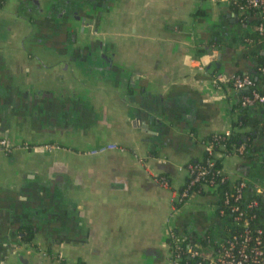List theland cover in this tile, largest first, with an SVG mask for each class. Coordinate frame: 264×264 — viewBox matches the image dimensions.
<instances>
[{
    "label": "crops",
    "instance_id": "0c3cea01",
    "mask_svg": "<svg viewBox=\"0 0 264 264\" xmlns=\"http://www.w3.org/2000/svg\"><path fill=\"white\" fill-rule=\"evenodd\" d=\"M233 13L230 0H4L0 264H168V226L195 244L219 232L207 186L171 202L206 137L235 128L234 95L209 76L239 69L240 52L207 58ZM244 116L250 133L264 110ZM226 159L229 179L245 175Z\"/></svg>",
    "mask_w": 264,
    "mask_h": 264
},
{
    "label": "built area",
    "instance_id": "2783aa9c",
    "mask_svg": "<svg viewBox=\"0 0 264 264\" xmlns=\"http://www.w3.org/2000/svg\"><path fill=\"white\" fill-rule=\"evenodd\" d=\"M231 3L234 5L237 22L243 25L253 23L255 33L264 39V0H231ZM241 27L246 29L247 26L241 25ZM243 43L244 49L255 51L253 58L248 61L252 64L250 68L253 69L258 81L255 82L245 72L224 71H213L209 79L212 85L228 91L229 94L232 93L234 102L240 108L264 109V57L258 58L256 55V53L264 55V48L258 47V43L247 36L243 37ZM217 54V50L212 47L207 54L208 60L210 62L215 60ZM197 69L204 72L201 65H198ZM242 125L244 124L241 121H237L233 130L213 133V140L207 141L204 148L210 156L207 160V171L214 160L217 159L219 165L210 171L207 182L200 183V189L207 186L212 192L214 213L218 218L223 219L222 234L214 237L212 241L207 240L206 245H199L190 242L175 231L173 226H168L165 231L168 264H264V187L257 185L243 174L235 179H229L222 165L223 160L228 157L244 156L245 142L230 147L219 142L223 138L227 139L232 132L241 133L244 137L245 133L239 131ZM257 129L250 132L251 138L246 137L250 144L260 143V139L264 138V117ZM0 148L6 152L10 150L7 141L3 138H0ZM115 148V145H104L90 150L89 153L98 154ZM258 153L250 156L263 173V177L256 179H261L264 183V147ZM243 168L248 172L249 168ZM184 170L188 181L183 189L176 191L171 202L173 209H178L193 195H198L194 193L187 197V189L206 172V168H196L188 162ZM156 180L162 186L167 185L163 177H157ZM225 181L230 184V190L223 191L218 197V182Z\"/></svg>",
    "mask_w": 264,
    "mask_h": 264
},
{
    "label": "trees",
    "instance_id": "16d2710c",
    "mask_svg": "<svg viewBox=\"0 0 264 264\" xmlns=\"http://www.w3.org/2000/svg\"><path fill=\"white\" fill-rule=\"evenodd\" d=\"M3 2H4V0H0V6H2ZM230 6H231V8L234 11L235 10L234 9V5L231 3V0H230ZM237 26L239 28H237ZM242 29L243 28L241 27V25L237 22L236 28H235L236 32L233 31V33H231L230 35L228 34L229 38H228L227 41H224V42L221 41L217 45L215 43H213L211 46L215 47L219 51V53L221 54L222 58H225V57L226 58H233V55H234L233 54V49H234V51L236 49V48H233V46H236L234 42H236L237 36L239 35V32ZM243 37H245V36H243ZM243 37H242V41H243ZM247 37H249V36L247 35ZM243 45L240 47L241 49L238 48V50L240 52L239 53L240 54V59H241L239 64H238L239 69L231 70V71H229V73H242V72H245V73H248L251 76V78L254 79V81L256 82V81H258V78H256L255 73L252 72L253 69H251L248 66V64H247L248 60H251L253 58V55L255 54L254 53L255 51L244 49ZM256 55H257L258 58L259 57L260 58L264 57V55H260L259 53H256ZM236 65H237V63L234 65V67H236ZM214 71H220V70L219 69H214ZM234 107H237L239 114H238V118L235 120V122L233 124L235 125L237 121H241L244 124V122H245L244 112H245L246 108H240L236 103L234 104ZM257 132H258V129H257ZM246 137L251 138L250 133H245L244 137H243V136H241V133L232 132L231 135L227 139L223 138V139L219 140V142L225 143L227 147H230L231 145H237L239 142H245L246 143L245 153L247 152L248 149L251 152V155L260 152L261 151V147L257 146L259 143L250 144L249 140H246ZM213 138H214V134L213 133L208 135L206 137V139H205V143H207V141H212ZM209 157L210 156L207 154V151L204 150L200 159H191L188 162L189 164H191L192 166H194L196 168H198V167L206 168V172L203 174V176H201L199 178V180L196 183H194L193 185H191L187 189V193H188L187 197L188 196H192L194 193L201 194L202 190L200 189V183L207 182V177H210V171L213 170L214 168L218 167V165H219L218 162L219 161L216 159V160H214L212 162L211 167L208 168V171H207V160H208ZM244 172H246V170H244ZM247 173H250V169L248 170ZM158 177H163V176L161 175V176H158ZM254 177L257 178L258 176H254ZM187 181H188V177H185L182 186L177 191H180L181 189H183L185 187V185L187 184ZM225 190H230V184L228 182H226V181L225 182H218V185H217L218 197L221 196V193L223 191H225ZM184 200L185 199H183V201ZM218 219L221 220L220 218H218ZM222 225H223V223H222ZM222 225H220L221 229L216 234H215V232L217 230H216L215 227L207 230V232L204 233L202 239H200L199 245H206L207 240L212 241V239L214 237H219L222 234ZM21 230L22 231H21L20 241L22 243H24V244H28V245L32 244V240H33V237H34V234H35V229L32 228V227L26 226V227H23ZM174 230L176 231V229H174ZM58 264H63V261L59 260Z\"/></svg>",
    "mask_w": 264,
    "mask_h": 264
},
{
    "label": "rangeland",
    "instance_id": "374dc122",
    "mask_svg": "<svg viewBox=\"0 0 264 264\" xmlns=\"http://www.w3.org/2000/svg\"><path fill=\"white\" fill-rule=\"evenodd\" d=\"M253 27H254L253 23H248L246 29H242L239 32V35L237 36V40H236V42H234L236 46H233V48H236V49H235V51L233 49V54L239 53L238 48H240L244 44L243 41H242V37L243 36H247V35L249 36V38L253 42H257L258 43V47L264 48V39H263V37L258 36L255 33V31L253 30ZM257 146H260L261 148L264 147V138L260 139V143ZM256 154H259V153H256ZM250 155H251V152L248 149L243 157H240V156L228 157L226 159V162H224L226 164L225 166H227L226 167L227 171L230 174H235L236 171L239 173L241 171L242 167H247V168L250 169V173L244 172V174L247 177H253V178H254V176L263 177L262 171L260 170V168L256 164V162L252 160V157ZM233 164H234V166H232ZM228 166H230V167H228ZM255 182L258 185H260L261 187H264V184H263L261 179L255 181ZM209 210L211 212H214V207L211 206ZM219 221H220V223H223V219H221Z\"/></svg>",
    "mask_w": 264,
    "mask_h": 264
},
{
    "label": "water",
    "instance_id": "95a60500",
    "mask_svg": "<svg viewBox=\"0 0 264 264\" xmlns=\"http://www.w3.org/2000/svg\"><path fill=\"white\" fill-rule=\"evenodd\" d=\"M230 22H231L233 25H236V24H237V15H236V13H233V14H232V20H231ZM237 28H239V27L237 26ZM220 57H221V54L218 53V54H217V58L220 59ZM247 64H248L249 67L252 66V64H251L249 61L247 62ZM252 72H253V71H252Z\"/></svg>",
    "mask_w": 264,
    "mask_h": 264
},
{
    "label": "flooded vegetation",
    "instance_id": "af4514ba",
    "mask_svg": "<svg viewBox=\"0 0 264 264\" xmlns=\"http://www.w3.org/2000/svg\"><path fill=\"white\" fill-rule=\"evenodd\" d=\"M240 25H242V26H247V25H245V24H244V25H243V24H240Z\"/></svg>",
    "mask_w": 264,
    "mask_h": 264
}]
</instances>
